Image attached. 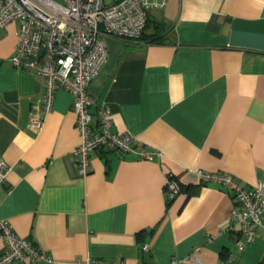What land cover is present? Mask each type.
<instances>
[{
    "label": "crops",
    "instance_id": "1",
    "mask_svg": "<svg viewBox=\"0 0 264 264\" xmlns=\"http://www.w3.org/2000/svg\"><path fill=\"white\" fill-rule=\"evenodd\" d=\"M150 1L146 40L104 36L106 61L87 87L134 151L96 148L86 174L71 94L58 88L45 111L43 78L9 61L18 22L0 30V219L49 258L8 264H223L234 248L238 224L223 227L231 192L196 171L248 188L264 179V0ZM234 264H264V214Z\"/></svg>",
    "mask_w": 264,
    "mask_h": 264
},
{
    "label": "built area",
    "instance_id": "2",
    "mask_svg": "<svg viewBox=\"0 0 264 264\" xmlns=\"http://www.w3.org/2000/svg\"><path fill=\"white\" fill-rule=\"evenodd\" d=\"M166 0H162L165 2ZM150 0H0V30L10 22H18V39L10 63L31 70L44 80L43 108L48 111L58 88L67 90L73 100L76 128L80 143L73 150L79 172L89 171V154L96 148L133 152L134 136L129 132L112 131L109 107L96 104L87 92L90 81L100 72L107 58L104 36L120 40H139L148 19ZM95 107L92 123L91 107ZM35 126L39 117H31ZM149 158V154H141ZM8 167L0 157V185L5 182ZM203 182H215L231 192L234 200L224 226L238 224L234 248L223 258V264H234L237 254L251 241L254 228L264 214V179L255 187L242 186L231 175L220 172L196 171ZM166 193L173 198L179 182L169 177ZM4 249L0 264L25 260H46L31 242L21 239L6 220L0 219ZM148 250L147 245H143ZM196 249V248H195ZM79 264H121L87 258ZM169 264H182L172 259Z\"/></svg>",
    "mask_w": 264,
    "mask_h": 264
},
{
    "label": "trees",
    "instance_id": "3",
    "mask_svg": "<svg viewBox=\"0 0 264 264\" xmlns=\"http://www.w3.org/2000/svg\"><path fill=\"white\" fill-rule=\"evenodd\" d=\"M147 25H148V19H147L146 25H145V27H144V29H143V31H142V34H141V37H140L139 41H140L141 39H142V40H146L145 37L142 38V36H143V34H144V30H145V28L147 27ZM154 40H156V38H153V39L150 40V41H154ZM148 41H149V40H148ZM179 187H180V185H179Z\"/></svg>",
    "mask_w": 264,
    "mask_h": 264
}]
</instances>
